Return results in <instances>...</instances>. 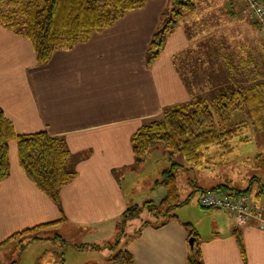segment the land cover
Returning a JSON list of instances; mask_svg holds the SVG:
<instances>
[{"label": "crops", "instance_id": "obj_1", "mask_svg": "<svg viewBox=\"0 0 264 264\" xmlns=\"http://www.w3.org/2000/svg\"><path fill=\"white\" fill-rule=\"evenodd\" d=\"M167 4L145 0L85 41L54 51L43 65L36 63L29 39L0 22V108L16 133L46 131L63 138L69 151L64 168L76 172L60 189V211L26 175L16 142L9 141L10 173L0 182V264H20L30 248L24 264H67L64 246L90 251L82 264H117L111 259L117 250H127L131 264L188 263L189 231L178 218L158 223L144 219L123 240L120 225L116 227L122 213L147 196L137 197L121 184L137 168L131 135L160 118L165 106L203 92L193 78L183 81L174 65L175 54L187 44L179 20L159 55L149 65L145 62ZM233 12L230 7V19L239 18ZM245 19L240 22L253 24ZM212 43L221 47L220 41ZM214 58L222 60L220 53ZM238 59L234 62L242 64L243 58ZM255 176L258 184L251 194L264 205L259 186L264 175ZM196 234L203 264H264V228L254 221L237 224L227 216L210 233Z\"/></svg>", "mask_w": 264, "mask_h": 264}, {"label": "trees", "instance_id": "obj_2", "mask_svg": "<svg viewBox=\"0 0 264 264\" xmlns=\"http://www.w3.org/2000/svg\"><path fill=\"white\" fill-rule=\"evenodd\" d=\"M144 2L145 0H0V7H5V10L4 7L0 10V22L29 39L36 63L43 65L54 51L85 41L93 32L112 24L126 11L140 7ZM171 3L172 10L160 13V20L148 42L145 53L147 65L161 52L166 36L177 25L179 16L184 11L195 8L193 0H173ZM259 100L258 86H247L240 81L217 90L210 100L196 95L188 101L165 106L160 118L139 126L131 135L135 164H140L152 148L161 144L168 153L179 154L187 163L208 169L209 162L206 160L202 163L203 153L212 145L223 147L236 132L242 131L248 124L244 115L238 112H249L251 119L257 117L256 105ZM235 112L239 117L232 122L231 117ZM11 140L16 142L18 161L26 175L61 211L60 189L76 175L75 171L64 168L69 151L63 138L51 136L46 131L16 133L11 121L0 108V182L10 173L8 144ZM173 169L162 171L159 182L165 188L163 198L156 204L147 200L141 205L127 208L121 215V222L135 218L143 209H147L151 215L165 216L172 208L188 201L189 198L182 201L179 199ZM211 189L227 194L250 192V186L239 189L227 183L217 184ZM187 227L188 238H195L187 264H203L197 246V234ZM237 242L243 252L239 236ZM111 259L117 264H131L132 261L127 250H119Z\"/></svg>", "mask_w": 264, "mask_h": 264}, {"label": "rangeland", "instance_id": "obj_3", "mask_svg": "<svg viewBox=\"0 0 264 264\" xmlns=\"http://www.w3.org/2000/svg\"><path fill=\"white\" fill-rule=\"evenodd\" d=\"M167 1L164 12H169L173 8V3H171L173 0ZM193 2L195 8L184 11L178 18L187 39V44L175 54L178 64L174 65L180 78L183 81L188 80L185 78L188 76L190 80L193 78L198 85L196 88L203 91L200 96L208 100L213 97L220 86L222 88L233 82L241 81L247 86L257 85L260 96L256 105L257 117L251 119L249 112H238L244 115L248 124L242 128V131L236 132L223 147L212 145L203 153L202 163L207 160L208 169L187 163L179 154L168 153L161 144L152 148L141 164L135 165L136 170L131 169L130 175L126 176L130 177V180L125 177L121 178L122 186L129 188L137 197L147 194L146 201L151 200L156 204L165 195L164 185L159 182L162 179V171L173 167L172 172L175 174L179 199L180 201L189 199L187 203L172 208L165 216L151 215L147 209H143L135 218H127L126 223L129 220L133 222L129 226L121 222L120 217L116 222V227L118 229L120 225L118 235L122 240L123 237L134 233L135 223L139 221L147 220L151 223H158L161 220H170L175 217L186 225L188 224L187 226L202 237L210 233L216 223L225 222L227 216H230L221 209L200 205L198 198L201 189L207 190L217 184L227 183L239 189L251 185L249 193H254L258 181L253 178L256 177L255 175H264V39L262 33L257 27L254 16L247 14L238 0H193ZM3 7L1 6L0 10ZM230 7L239 18L230 19ZM246 17L253 24L240 22V20L246 21ZM223 33H226L225 38L222 36ZM169 35L170 33L166 39ZM223 38L228 42L222 41ZM173 39L175 40V37ZM213 41H220L221 47L212 43ZM219 53L222 60L214 58V56L218 57ZM240 57L244 61L238 65L234 60ZM224 60L230 61L231 64ZM226 65L227 69H225ZM238 67H240L239 70ZM205 82L210 84L205 87L202 85ZM237 115L236 112L232 114V122L239 117ZM119 176L121 177V174ZM156 181L158 183H155ZM259 186L264 188L261 182ZM141 203L139 202L140 205ZM131 226H133L132 229H130ZM126 231H128L127 234ZM54 238L56 239L57 236ZM30 250L31 248L22 255L20 264L26 262V256ZM63 250L66 255L64 262L67 264H82L91 256L90 251L87 250L78 252L67 246H64ZM45 263L42 261L40 264Z\"/></svg>", "mask_w": 264, "mask_h": 264}, {"label": "built area", "instance_id": "obj_4", "mask_svg": "<svg viewBox=\"0 0 264 264\" xmlns=\"http://www.w3.org/2000/svg\"><path fill=\"white\" fill-rule=\"evenodd\" d=\"M243 10L254 16L264 39V0H238ZM198 202L203 207H218L234 218L237 224L254 221L264 228V205L251 193L227 194L213 189L203 190Z\"/></svg>", "mask_w": 264, "mask_h": 264}, {"label": "water", "instance_id": "obj_5", "mask_svg": "<svg viewBox=\"0 0 264 264\" xmlns=\"http://www.w3.org/2000/svg\"><path fill=\"white\" fill-rule=\"evenodd\" d=\"M194 242H195V238L194 237H190L188 239V249H189L190 252H192V250H193Z\"/></svg>", "mask_w": 264, "mask_h": 264}]
</instances>
